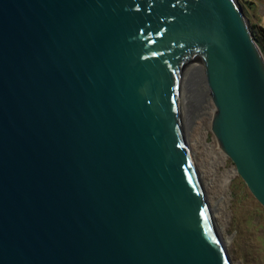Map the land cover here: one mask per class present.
I'll list each match as a JSON object with an SVG mask.
<instances>
[{"label": "water", "instance_id": "obj_1", "mask_svg": "<svg viewBox=\"0 0 264 264\" xmlns=\"http://www.w3.org/2000/svg\"><path fill=\"white\" fill-rule=\"evenodd\" d=\"M208 106L264 207L238 0H0V264H226L185 140Z\"/></svg>", "mask_w": 264, "mask_h": 264}, {"label": "rangeland", "instance_id": "obj_2", "mask_svg": "<svg viewBox=\"0 0 264 264\" xmlns=\"http://www.w3.org/2000/svg\"><path fill=\"white\" fill-rule=\"evenodd\" d=\"M238 2L248 17L252 33L254 25L264 27V0ZM211 113L208 106L189 123L186 141L206 206L211 207L222 198L221 211L214 214L219 228L217 239L224 244L220 245L221 251L229 264H264V207L237 172L225 183L229 176L226 175L236 168L213 130Z\"/></svg>", "mask_w": 264, "mask_h": 264}, {"label": "bare ground", "instance_id": "obj_3", "mask_svg": "<svg viewBox=\"0 0 264 264\" xmlns=\"http://www.w3.org/2000/svg\"><path fill=\"white\" fill-rule=\"evenodd\" d=\"M257 42V41H256ZM211 116L212 117H214V115H213V113H211ZM186 137H187V135H186ZM185 140H186V138H185ZM186 146H187V141H186ZM223 153H224V151L223 150H221ZM187 152H188V157H189V159H190V162H192V153H191V151H190V149H189V147L187 146ZM226 154V153H225ZM192 167H193V169L195 170V168H194V166L192 165ZM194 170H193V173H194V175H195V172H194ZM234 173H236V171H233L232 173H230V174H227L226 176H228L227 178H226V180H224L225 181V183H228L229 182V180H230V178H231V176L234 174ZM225 176V177H226ZM195 178H196V180H197V184H198V186H199V192H200V196H201V201L203 202V206H204V208H205V211H206V215H207V217H208V221H209V224H210V227H211V230H212V232H213V234H214V237H215V241H216V243H217V246H218V248H219V250L221 251V246L220 245H224L222 242H220L217 238V235H219L218 234V230H219V228L217 227V225H216V220H215V215L214 214H216L215 212H220L221 211V207H220V201L222 200V198H220L217 202L215 201V204L214 205H212L211 207L210 206H206V202H205V200L206 199H204V193H202V186H201V184H200V179H199V176H194ZM224 183V184H225ZM227 185V184H226ZM223 187H225V185L223 186ZM223 203V202H222ZM206 207H209V209L208 208H206ZM222 252V251H221ZM225 255V253L223 254V258H224V261H225V263L226 264H229V261L227 260V258H226V256H224Z\"/></svg>", "mask_w": 264, "mask_h": 264}, {"label": "trees", "instance_id": "obj_4", "mask_svg": "<svg viewBox=\"0 0 264 264\" xmlns=\"http://www.w3.org/2000/svg\"><path fill=\"white\" fill-rule=\"evenodd\" d=\"M253 34L257 44L259 45L263 55H264V27L260 25L253 26Z\"/></svg>", "mask_w": 264, "mask_h": 264}]
</instances>
